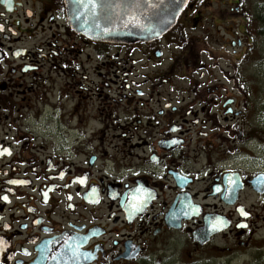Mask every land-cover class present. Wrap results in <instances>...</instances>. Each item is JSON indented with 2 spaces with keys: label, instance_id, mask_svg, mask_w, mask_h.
<instances>
[{
  "label": "flooded vegetation",
  "instance_id": "flooded-vegetation-1",
  "mask_svg": "<svg viewBox=\"0 0 264 264\" xmlns=\"http://www.w3.org/2000/svg\"><path fill=\"white\" fill-rule=\"evenodd\" d=\"M223 64L264 67V0H190L136 44L0 0V264H165L178 234L188 264H264V118Z\"/></svg>",
  "mask_w": 264,
  "mask_h": 264
},
{
  "label": "water",
  "instance_id": "water-1",
  "mask_svg": "<svg viewBox=\"0 0 264 264\" xmlns=\"http://www.w3.org/2000/svg\"><path fill=\"white\" fill-rule=\"evenodd\" d=\"M70 26L86 38L108 44H136L162 38L177 24L190 0H64ZM173 223L185 219L172 211Z\"/></svg>",
  "mask_w": 264,
  "mask_h": 264
},
{
  "label": "rangeland",
  "instance_id": "rangeland-1",
  "mask_svg": "<svg viewBox=\"0 0 264 264\" xmlns=\"http://www.w3.org/2000/svg\"><path fill=\"white\" fill-rule=\"evenodd\" d=\"M195 34L199 37L201 35L197 32ZM254 70H256V79H252ZM241 81L234 79L235 72L232 68L223 64L222 69L217 71L216 77L223 81V90L225 92L234 93L237 98L243 102L244 99L251 100L250 109H255L257 124L259 119L264 118V67H241L239 74ZM223 79V80H222ZM32 107H39V104H34ZM177 242L168 243L166 246L170 251L176 254L172 258L173 253L170 255L171 259L164 262L165 264H188V236L186 234H178ZM157 259L156 257H153ZM150 264H157L152 261Z\"/></svg>",
  "mask_w": 264,
  "mask_h": 264
},
{
  "label": "snow or ice",
  "instance_id": "snow-or-ice-1",
  "mask_svg": "<svg viewBox=\"0 0 264 264\" xmlns=\"http://www.w3.org/2000/svg\"><path fill=\"white\" fill-rule=\"evenodd\" d=\"M4 151H7V150L5 149ZM230 183L234 184V183H236V182H235L234 180H231V179H230ZM137 191H142V190H141V189H137ZM217 191H219V189H217ZM4 199H7V197H4ZM142 199H143V198H138V201H142ZM133 207L136 208L137 205H133ZM245 215H246V213H245ZM53 259H55V257H53Z\"/></svg>",
  "mask_w": 264,
  "mask_h": 264
}]
</instances>
